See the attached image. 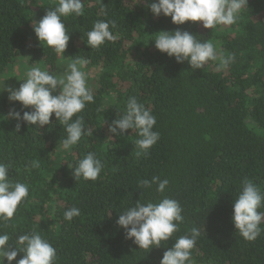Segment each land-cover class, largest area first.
Wrapping results in <instances>:
<instances>
[{
    "label": "trees",
    "instance_id": "1",
    "mask_svg": "<svg viewBox=\"0 0 264 264\" xmlns=\"http://www.w3.org/2000/svg\"><path fill=\"white\" fill-rule=\"evenodd\" d=\"M55 2L0 0V78L23 62L55 71L62 59L87 58V70H97L88 80L94 103L78 115L93 135L61 150L66 133L54 114L50 125L28 126L7 119L10 110L21 111L19 102L0 100V162L12 165V183L29 186L28 197L10 226H0V234L8 233L15 249L18 235L39 232L56 249L55 264H160L173 240L140 250L116 224L136 201L161 198L155 185L137 187L138 181L158 176L169 180L163 195L183 209L174 238L200 229L191 264H264V224L261 235L249 242L232 223L243 182L251 180L264 191V0H248L237 23L215 30L199 22L174 25L170 17L153 16L140 0H84V15L63 19L70 34L65 58L42 47L33 31V22ZM97 20H115L117 39L91 49L86 34ZM177 29L212 40L234 55V62L221 71L213 62L202 70H193L187 61L178 64L151 42L152 35ZM130 96L156 117L154 131L160 138L147 157L137 158L134 131L123 136L108 131ZM90 151L104 169L94 182L76 181L68 163L75 165ZM33 160L40 167L26 171ZM71 207L81 215L69 222L64 212ZM22 256L18 253L12 264Z\"/></svg>",
    "mask_w": 264,
    "mask_h": 264
},
{
    "label": "clouds",
    "instance_id": "2",
    "mask_svg": "<svg viewBox=\"0 0 264 264\" xmlns=\"http://www.w3.org/2000/svg\"><path fill=\"white\" fill-rule=\"evenodd\" d=\"M148 3L149 11L155 17H170L174 25L186 22H199L203 28L215 30L218 26H231L240 19L241 12L248 7V0H140ZM85 11L83 0H56L55 6L48 8L46 14L38 22H33V31L42 47H47L63 57L67 49L70 34L66 30L63 19L69 16H82ZM101 12L106 15L105 9ZM117 24L115 20H97L87 32V46L99 49L107 42H115L117 36L113 33ZM155 48L179 63L188 62L193 70L205 69L209 62L217 66V70L227 69L235 60L234 55L225 54L212 40H201L188 31L179 29L169 32L160 31L152 35ZM66 67L62 72L49 71L39 63H31L18 81L19 88L5 86L0 83V94L7 92L10 103L19 102L21 111L12 109L7 119L21 121L28 126L43 128L50 125L51 117L66 133L60 142L61 150H70L79 144L81 139L92 136L93 131L85 126L82 113L86 105L94 103V94L88 84L89 60L80 57L65 58ZM57 90H59L58 94ZM31 108V111L24 109ZM117 119L108 126L112 136H123L129 130L139 137L135 141L137 158L150 155V149L158 142L160 133L154 131L156 117L138 102L135 97H129L123 113H117ZM17 124V131L20 129ZM12 165L0 162V226H10L19 205L29 195V186L23 182L12 183L10 168ZM40 167V161H29L26 171ZM76 181H96L104 169V162L95 152H88L75 165L68 163ZM161 195L156 201L138 200L132 206L119 214L116 224L125 232L126 239L132 240L140 250L150 251L160 248L164 242L173 240L172 247L164 251L160 264H191V253L201 235L200 229L192 228L190 232L179 237L183 222L182 206L168 196L163 195L169 185L168 179L161 180L153 176L151 180L143 179L137 182L140 189H151ZM264 191L251 180H245L241 191L234 199L232 223L236 232L246 241H255L261 235V225L264 224ZM81 210L71 207L64 212V218L72 221L79 217ZM8 233L0 234V264H12L18 253H23L16 264H55L56 249L42 235L32 230L16 237L13 249Z\"/></svg>",
    "mask_w": 264,
    "mask_h": 264
},
{
    "label": "rangeland",
    "instance_id": "3",
    "mask_svg": "<svg viewBox=\"0 0 264 264\" xmlns=\"http://www.w3.org/2000/svg\"><path fill=\"white\" fill-rule=\"evenodd\" d=\"M67 64V60L62 59L60 64L57 66V69L54 72H62L64 70V68L66 67ZM41 67H44L47 69V67L40 65ZM30 67L29 64H25L24 62L15 66L14 68H11L6 74L5 76L0 78V83L4 82L5 86L8 87H12V88H19L20 83H22V81H18L21 77H23L24 72L27 70V68ZM48 70V69H47ZM50 71V70H49ZM89 79L88 80H93L95 75L97 74V70L95 69H89ZM59 90H57V93L54 94H58ZM8 97V93L4 92L2 94H0V100Z\"/></svg>",
    "mask_w": 264,
    "mask_h": 264
}]
</instances>
